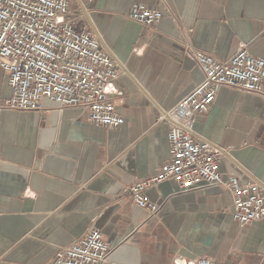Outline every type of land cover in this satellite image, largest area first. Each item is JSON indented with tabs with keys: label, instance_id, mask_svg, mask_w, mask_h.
Wrapping results in <instances>:
<instances>
[{
	"label": "crops",
	"instance_id": "obj_1",
	"mask_svg": "<svg viewBox=\"0 0 264 264\" xmlns=\"http://www.w3.org/2000/svg\"><path fill=\"white\" fill-rule=\"evenodd\" d=\"M135 3L162 10V21H132ZM70 9L122 70L113 99L125 123L95 126L87 110L48 99L42 111H9L0 67V264H54L94 229L114 248L106 264H264V220L236 223L224 186L156 185L147 192L154 216L124 193L169 159V125L158 115L204 79L190 50L229 61L246 46L264 60V0H72ZM194 129L226 150L224 178L264 192V94L223 87Z\"/></svg>",
	"mask_w": 264,
	"mask_h": 264
},
{
	"label": "built area",
	"instance_id": "obj_2",
	"mask_svg": "<svg viewBox=\"0 0 264 264\" xmlns=\"http://www.w3.org/2000/svg\"><path fill=\"white\" fill-rule=\"evenodd\" d=\"M72 0H0V67L8 76L12 96L9 111H42L45 99L64 108H83L89 122L118 128L124 116L114 103L115 82L122 70L89 29L79 30L72 15ZM159 9L133 4L129 18L146 28L163 19ZM204 79L173 109L161 110L159 122L169 125V159L157 173L124 190L149 216L159 212L147 192L174 181L181 192L222 185L234 196L233 220L247 226L264 220V192L258 185H242L224 178L220 166L226 150L196 138L197 119L207 113L223 87L243 93L264 94V60L244 46L229 61L190 50ZM113 247L101 230L88 232L77 242L57 251L54 264H106ZM194 264H220L205 257Z\"/></svg>",
	"mask_w": 264,
	"mask_h": 264
}]
</instances>
